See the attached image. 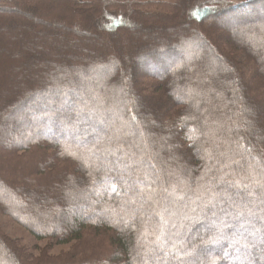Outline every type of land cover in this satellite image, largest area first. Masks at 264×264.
<instances>
[{
  "label": "trees",
  "instance_id": "obj_1",
  "mask_svg": "<svg viewBox=\"0 0 264 264\" xmlns=\"http://www.w3.org/2000/svg\"><path fill=\"white\" fill-rule=\"evenodd\" d=\"M0 211V264H264V0L0 1Z\"/></svg>",
  "mask_w": 264,
  "mask_h": 264
},
{
  "label": "rangeland",
  "instance_id": "obj_2",
  "mask_svg": "<svg viewBox=\"0 0 264 264\" xmlns=\"http://www.w3.org/2000/svg\"><path fill=\"white\" fill-rule=\"evenodd\" d=\"M149 1H169L172 2L174 0H149ZM162 10V9H161ZM7 81H13L12 78L9 76L7 77ZM0 228L3 230L4 233H6L8 236L12 238H19L24 244L27 245H36L38 247H42L48 243L47 239H40L38 240L35 238L25 227L17 223L10 215L3 214L0 211ZM104 242L101 241L100 245H103ZM70 244H52L48 250L49 253H58L60 251H65L69 248ZM32 251L38 252L37 250H34V248H31Z\"/></svg>",
  "mask_w": 264,
  "mask_h": 264
},
{
  "label": "snow or ice",
  "instance_id": "obj_3",
  "mask_svg": "<svg viewBox=\"0 0 264 264\" xmlns=\"http://www.w3.org/2000/svg\"><path fill=\"white\" fill-rule=\"evenodd\" d=\"M215 196H216V193L213 192L211 197L208 200V203L205 205V207H213L214 206L213 199L215 198Z\"/></svg>",
  "mask_w": 264,
  "mask_h": 264
},
{
  "label": "water",
  "instance_id": "obj_4",
  "mask_svg": "<svg viewBox=\"0 0 264 264\" xmlns=\"http://www.w3.org/2000/svg\"><path fill=\"white\" fill-rule=\"evenodd\" d=\"M0 1H2V0H0Z\"/></svg>",
  "mask_w": 264,
  "mask_h": 264
}]
</instances>
